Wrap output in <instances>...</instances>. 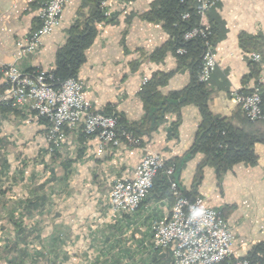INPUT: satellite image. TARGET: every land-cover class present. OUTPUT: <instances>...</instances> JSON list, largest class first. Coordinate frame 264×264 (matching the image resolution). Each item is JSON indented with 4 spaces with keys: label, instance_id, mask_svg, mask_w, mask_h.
<instances>
[{
    "label": "crops",
    "instance_id": "1",
    "mask_svg": "<svg viewBox=\"0 0 264 264\" xmlns=\"http://www.w3.org/2000/svg\"><path fill=\"white\" fill-rule=\"evenodd\" d=\"M44 1L0 0V89L4 68L15 60L23 71L55 69L70 29L84 28L96 0H68L59 25L35 52L18 58L15 43L37 27ZM155 2L107 0L109 16L92 22L90 43L75 72L93 109L135 124L142 145L122 142L97 154V136L84 137L74 128L66 130L53 158L44 119L26 110L0 109V264L19 263L23 242L33 252L40 250L32 264H170L171 248L155 249L150 228L154 220L169 217L171 198L148 193L131 213L115 212L109 205L114 181L132 176L146 153L175 162L180 189L221 212L234 234L232 258H245L264 242V143L253 144L255 164L238 162L218 172L202 165L204 153L191 151L202 120L196 94L158 123L152 109L147 113V104L186 90L191 82L188 61L173 52L162 21L145 17ZM200 20L216 29L217 65L207 82L208 110L237 128L264 134V122L243 120L231 97L255 83L247 54L255 38L264 42V0H219ZM242 37L252 41L245 46ZM144 77L149 80L143 94L147 104L141 94ZM259 77L264 94V59ZM50 224L59 235L42 233L43 225Z\"/></svg>",
    "mask_w": 264,
    "mask_h": 264
},
{
    "label": "built area",
    "instance_id": "2",
    "mask_svg": "<svg viewBox=\"0 0 264 264\" xmlns=\"http://www.w3.org/2000/svg\"><path fill=\"white\" fill-rule=\"evenodd\" d=\"M217 0H197V14L204 15ZM68 0H45L38 10V25L28 35L16 41L18 58L37 50L41 39L59 25L63 9ZM99 7L105 17L109 16L107 0ZM189 14H183L188 18ZM207 26L199 24L184 33L185 39L202 38L205 51L201 60L198 78L206 82L217 65L212 44L208 41ZM178 48L177 53H182ZM250 60L259 61L257 52H249ZM17 58V59H18ZM4 83L0 89V106L33 112L46 121L48 151L62 146L66 130L80 128L84 137L97 136V154L106 147H117L123 139L127 144L138 140L130 132L117 131V118L113 114L95 111L86 99L84 82L77 77L63 81L57 79L52 70L33 67L23 71L16 60L4 68ZM147 78L142 79V85ZM231 97L238 109L250 120L264 118L261 95L258 87L250 91L237 90ZM159 172L169 177L173 203L168 218L151 223V243L155 249L171 248L170 264H218L232 258L234 234L224 216L215 208L204 205L201 197L183 195L172 178L174 167L166 165L159 153H146L133 170V175L114 181L109 193V205L118 213L134 212L147 196L153 180ZM230 264H251L248 258H232ZM255 264H261L259 261Z\"/></svg>",
    "mask_w": 264,
    "mask_h": 264
},
{
    "label": "trees",
    "instance_id": "3",
    "mask_svg": "<svg viewBox=\"0 0 264 264\" xmlns=\"http://www.w3.org/2000/svg\"><path fill=\"white\" fill-rule=\"evenodd\" d=\"M100 1L101 0L95 1L94 13L86 22L84 28L82 30H79V26H73L70 29L71 33L66 44L57 52L56 68L53 69L52 72L54 76L60 81H63L69 77H76L75 72L77 66L83 59V50L90 43V37L92 34V22L94 21V19H101L105 17L99 7ZM218 1L219 0L214 3V6ZM197 4V0H156L155 4H153L152 10L145 14V17H147L148 19H158L162 21L164 28L170 35L169 43L172 46L173 52L179 58L188 61L189 70L191 72V82L186 90L174 93L168 97L161 98L160 100L157 99L153 102V105L152 103L148 105L146 103L147 97L143 95L144 93H146L145 86H148V80L141 90V94L145 99L144 103L147 104V113L149 114V111L151 112L152 109V114L155 115L153 117V120L158 123L163 119V116L166 112L176 110L178 111L182 103L191 101L192 99L190 98V96L196 94L197 99L195 100V102L199 107L200 113L202 115V120L197 130L195 142L191 151H199L205 154L202 165H212L217 169L218 172H220L221 170H226L227 168L238 162L255 164L257 158L253 150V144L255 142L264 143V134H257L251 131H246L243 128H237L232 125L226 118H220L218 116L212 115L208 110L207 100L209 98V91L206 88L208 81L201 82L198 78L201 60L205 51V44L200 37H195L188 40L183 37L185 32L195 26H198L201 22V17L197 14ZM212 7H210L206 12L208 13ZM185 13L189 14L188 18H183V14ZM207 27L210 32L207 36L208 41L214 47L216 39L215 26L208 23ZM241 41L245 46H247L248 42H251L252 40L250 38L242 37ZM253 41L250 47L253 46L254 48L252 49L254 50H249L248 52L256 50L261 54V60L259 62L249 60V62L253 66V77L255 78L254 84H256L260 90L261 108L264 114V94L262 90V82L259 79L260 65L264 59V52H262L261 49L257 48H260V46L264 47V42L259 37L255 38ZM180 47L183 48L184 51L182 53H177V49ZM250 90H252V88ZM242 91L249 90L242 89ZM0 109L9 110L10 108L1 106ZM239 112L242 115L243 120H246L250 124L256 123L250 121L240 110ZM104 114L108 115L110 113ZM114 116L117 118V131L119 135L121 134L122 130L130 132L133 137L138 140L137 144L142 145V141H140V136L137 131V126L135 124H127L126 121L119 118L117 115ZM147 117L150 116L147 115ZM261 121L264 122V118L261 119ZM120 137L123 136L120 135ZM123 142L127 141L123 139ZM59 150L60 148L55 149L50 153V155L53 158H56L58 156ZM166 165H172L174 167L172 178L177 182L174 175L176 170L175 162H173L172 160L166 161ZM178 188L180 189L179 185ZM181 192L185 196L194 197L183 190H181ZM148 193H156L155 195L158 197L167 196L171 198L173 203L174 197L172 190L170 189L169 177H167L163 172H159L154 178L152 187L150 188ZM19 230L23 232L22 228H20ZM22 244L23 247H20V251L18 250V257L20 258V261L17 264H32L35 259L34 253L35 255H37L40 250H37V252L34 251L33 254L31 253L28 258L26 252L27 244L25 242H23ZM259 252L263 257H260L258 255ZM245 258H248L251 264H255V262L257 261H259V263L261 264H264V242L257 244ZM12 261L13 260H10L9 262H7V264H10ZM231 261L232 258L226 259L218 264H230Z\"/></svg>",
    "mask_w": 264,
    "mask_h": 264
},
{
    "label": "rangeland",
    "instance_id": "4",
    "mask_svg": "<svg viewBox=\"0 0 264 264\" xmlns=\"http://www.w3.org/2000/svg\"><path fill=\"white\" fill-rule=\"evenodd\" d=\"M214 6V5H213ZM207 13V12H206ZM205 16V14L204 15H202L201 16V18L202 17H204ZM200 24H202V25H204V26H207V24H203V23H201L200 22ZM215 46V45H214ZM214 48V47H213ZM252 52H254V51H252ZM255 52H257V51H255ZM258 53V52H257ZM259 55H260V60H261V54L259 53ZM259 60V61H260ZM259 61H257V62H259ZM216 68V67H215ZM210 79V78H209ZM209 79L207 80V81H209ZM259 79H260V77H259ZM147 81H148V79H147ZM146 81V82H147ZM260 81H261V79H260ZM145 82V83H146ZM258 86H259V84H258ZM255 87H257V85L256 84H254L253 85V87H252V89H254ZM242 90V89H241ZM249 91H250V89H248ZM65 136H66V132H65ZM46 142H47V151H48V141H47V138H46ZM63 142H64V140H63ZM59 152V151H58ZM49 154L51 153V152H48ZM52 157V156H51ZM199 197H201V196H199ZM202 198V197H201ZM52 216H56L57 217V213H52L51 214ZM46 219H48L49 218V216L48 217H45ZM44 218V219H45ZM52 232V234H55V235H59L60 233H59V231L57 230V227H55V226H52V224H50V225H43V230H42V233H44V234H46V233H51ZM32 239H35L36 240V238L35 237H33ZM60 240V239H59ZM26 243H28L27 245H26V251L27 252H30V253H32L33 252V249H32V245H29V242H26ZM32 243H34V242H32ZM39 243V242H38ZM40 244V247H42V244L41 243H39ZM41 250H42V248H41ZM39 264H42V262H40Z\"/></svg>",
    "mask_w": 264,
    "mask_h": 264
}]
</instances>
